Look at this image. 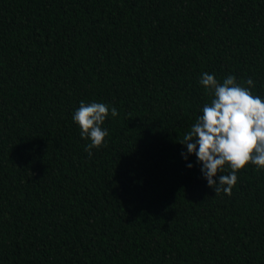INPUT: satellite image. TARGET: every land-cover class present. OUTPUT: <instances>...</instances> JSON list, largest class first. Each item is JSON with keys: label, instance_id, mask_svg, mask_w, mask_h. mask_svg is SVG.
I'll use <instances>...</instances> for the list:
<instances>
[{"label": "trees", "instance_id": "obj_1", "mask_svg": "<svg viewBox=\"0 0 264 264\" xmlns=\"http://www.w3.org/2000/svg\"><path fill=\"white\" fill-rule=\"evenodd\" d=\"M203 72L264 96V0H0V264H264V170L181 156Z\"/></svg>", "mask_w": 264, "mask_h": 264}, {"label": "clouds", "instance_id": "obj_2", "mask_svg": "<svg viewBox=\"0 0 264 264\" xmlns=\"http://www.w3.org/2000/svg\"><path fill=\"white\" fill-rule=\"evenodd\" d=\"M198 83L210 96V102L202 105L190 130L179 141L185 149L181 156L188 161L194 155L207 185L216 194L230 195L238 181L237 172L249 164L264 170V96L253 94L255 82L251 78L241 84L235 75L221 81L215 74L203 72ZM118 115L117 109L106 103L80 101L72 121L80 137L90 141L85 148L89 156L92 149L107 143L105 138L110 133L105 121ZM195 165L186 164L188 168ZM225 166L231 171L220 175Z\"/></svg>", "mask_w": 264, "mask_h": 264}]
</instances>
